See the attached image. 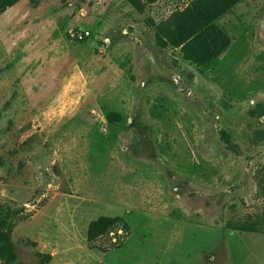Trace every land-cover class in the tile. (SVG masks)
Segmentation results:
<instances>
[{
    "label": "rangeland",
    "instance_id": "rangeland-1",
    "mask_svg": "<svg viewBox=\"0 0 264 264\" xmlns=\"http://www.w3.org/2000/svg\"><path fill=\"white\" fill-rule=\"evenodd\" d=\"M195 1L0 10V248L8 235L26 264L38 251L51 264H264V0L214 21L230 44L202 65L169 40ZM101 216L129 225L121 247L114 233L89 243Z\"/></svg>",
    "mask_w": 264,
    "mask_h": 264
},
{
    "label": "trees",
    "instance_id": "trees-1",
    "mask_svg": "<svg viewBox=\"0 0 264 264\" xmlns=\"http://www.w3.org/2000/svg\"><path fill=\"white\" fill-rule=\"evenodd\" d=\"M20 0H0V10L12 7ZM239 0H196L184 12L175 30L169 35L171 43L181 47L186 60L197 65L210 62L223 53L230 44L228 36L214 24V21L228 11ZM85 40V39H84ZM112 114L109 115L111 118ZM121 231V234L118 232ZM116 236L110 241V248H119L124 238L129 236L130 228L122 216H101L93 220L88 227L87 239L95 245L103 237ZM4 245L0 248V255L7 264H26L18 260L15 246L8 235H3ZM41 264H51L52 255L36 252Z\"/></svg>",
    "mask_w": 264,
    "mask_h": 264
},
{
    "label": "built area",
    "instance_id": "built-area-1",
    "mask_svg": "<svg viewBox=\"0 0 264 264\" xmlns=\"http://www.w3.org/2000/svg\"><path fill=\"white\" fill-rule=\"evenodd\" d=\"M86 34H87V32H86ZM79 37H80V38H83L82 34H79Z\"/></svg>",
    "mask_w": 264,
    "mask_h": 264
}]
</instances>
